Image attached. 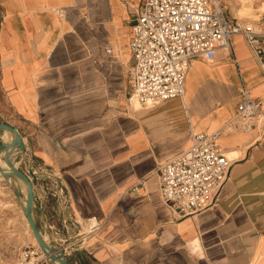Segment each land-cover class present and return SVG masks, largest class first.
Here are the masks:
<instances>
[{
    "label": "crops",
    "instance_id": "0c3cea01",
    "mask_svg": "<svg viewBox=\"0 0 264 264\" xmlns=\"http://www.w3.org/2000/svg\"><path fill=\"white\" fill-rule=\"evenodd\" d=\"M140 4L0 0V92L15 119L0 123L25 142L14 164L31 180L38 228L69 264H264V121L225 127L243 88L264 105V73L242 34L191 61L182 97L99 117L103 98L127 93ZM217 129L227 178L209 207L180 217L160 200L157 167L191 131Z\"/></svg>",
    "mask_w": 264,
    "mask_h": 264
},
{
    "label": "built area",
    "instance_id": "2783aa9c",
    "mask_svg": "<svg viewBox=\"0 0 264 264\" xmlns=\"http://www.w3.org/2000/svg\"><path fill=\"white\" fill-rule=\"evenodd\" d=\"M221 0H141L134 19L127 70V99L147 107L182 97L184 79L196 57L212 60L227 49L233 34H242L264 73V31L232 19ZM111 53L110 47H105ZM264 121V105L243 88L227 130L252 131ZM221 129L190 133L188 147L157 167L158 193L178 216L198 213L216 201L227 178L230 159L219 145ZM39 247L22 253L29 264H48ZM33 259V260H31Z\"/></svg>",
    "mask_w": 264,
    "mask_h": 264
},
{
    "label": "rangeland",
    "instance_id": "374dc122",
    "mask_svg": "<svg viewBox=\"0 0 264 264\" xmlns=\"http://www.w3.org/2000/svg\"><path fill=\"white\" fill-rule=\"evenodd\" d=\"M221 1L226 7L225 10L229 15L237 17L240 22L252 24L256 29H264V0ZM235 7L241 11L239 17L235 14ZM77 97H81V95H55L57 100L64 99L67 102L72 100L75 101ZM103 97L105 96L103 95ZM132 101L129 102L127 95H124L123 93L122 95H117V97L108 94V100L105 98L101 100V102L105 104L100 110L99 117H102V120H109L110 118L118 119V115H120L119 112L122 113L125 110L133 109ZM12 113L13 111L8 105L6 96L0 92V121L8 120L13 122L15 119ZM259 122H263V120L259 119ZM101 138H106L103 132L101 133ZM107 138L109 139V137ZM2 139L8 140V136L2 133V135H0V141ZM118 142L121 143L120 141ZM100 149L104 151L106 150V147L101 144ZM18 155L19 154H15L12 156L14 163L15 158ZM100 159L102 161L105 160L104 158ZM18 183L24 185L20 181ZM20 191L21 194H23V197L21 195L20 200H25L26 192L22 189ZM193 244H197V241L195 240ZM31 246L38 247L36 240L33 238L31 229L29 228V224L23 216L21 205L17 200L10 183L0 175V264H29L28 259H23L22 253L25 249ZM46 261L48 264H59L56 261L51 262V259H46Z\"/></svg>",
    "mask_w": 264,
    "mask_h": 264
},
{
    "label": "water",
    "instance_id": "95a60500",
    "mask_svg": "<svg viewBox=\"0 0 264 264\" xmlns=\"http://www.w3.org/2000/svg\"><path fill=\"white\" fill-rule=\"evenodd\" d=\"M4 131L10 132L12 134V139H2L0 141V158L7 167L6 169L0 164V175L3 179L10 183L20 205V199L22 195L20 188L17 183H12L10 179H15L16 181H20L22 184H24L26 189L25 205L24 207L21 206V209L40 251L46 257L50 258L51 262L58 261L59 264H69L65 253L61 249H58L52 244L48 243L40 232L35 219V197L31 180L25 172H23L14 164V161L12 160L13 158L11 159V156L23 153L25 151V142L22 139L18 129L14 126L8 123H0V135H2Z\"/></svg>",
    "mask_w": 264,
    "mask_h": 264
},
{
    "label": "bare ground",
    "instance_id": "6f19581e",
    "mask_svg": "<svg viewBox=\"0 0 264 264\" xmlns=\"http://www.w3.org/2000/svg\"><path fill=\"white\" fill-rule=\"evenodd\" d=\"M234 11H235V14H236V16H240L241 15V11L240 10H238L236 7L234 8ZM132 106H133V109H138L139 107H140V104L137 102V100H133L132 101ZM3 134H5L6 136H8V140H10V139H12V134L10 133V132H8V131H4L3 132ZM11 159H12V156H11ZM0 164L2 165V167H4V168H6L7 169V167H6V165L4 164V162L1 160V158H0ZM10 181L12 182V183H17L18 184V186H19V188H20V190L22 189L23 191H25L26 192V189H25V186L24 185H20L19 183H18V181H16L15 179L13 180V179H10ZM21 201V206L22 207H24V205H25V200H20ZM30 228V227H29ZM43 237H44V239L49 243V241L47 240L48 239V237L46 236V234L45 235H43ZM33 238H34V236H33ZM35 239V238H34ZM37 243V242H36ZM37 246H38V244H37ZM42 256H44L46 259H50V258H48V257H46L43 253H42ZM57 263H58V261H56Z\"/></svg>",
    "mask_w": 264,
    "mask_h": 264
}]
</instances>
